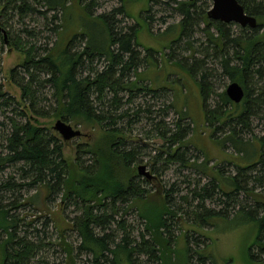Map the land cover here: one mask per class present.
Listing matches in <instances>:
<instances>
[{
  "label": "trees",
  "instance_id": "16d2710c",
  "mask_svg": "<svg viewBox=\"0 0 264 264\" xmlns=\"http://www.w3.org/2000/svg\"><path fill=\"white\" fill-rule=\"evenodd\" d=\"M79 1V7L84 14L86 13L88 19L99 20L105 25L103 33L105 37L102 38V41L94 42L86 34L78 36L76 34L64 43L66 45L61 50H58L61 43L60 37L64 31V18L65 16L67 18L68 13L70 14L71 3L69 0H0V14L3 16L7 9L15 11V15L21 18L28 14L45 16L44 11L36 10L32 4L42 5L45 11H58L61 14L59 18L57 14L52 16V19L58 18L59 20V23L51 30L54 32L56 40L49 49L45 50L42 57L33 54L35 47L30 45L26 49L20 39H11L6 32L10 41L9 46L25 55L21 67L27 79L24 76H18L16 70L9 72L8 77L21 91L19 101L6 95L0 85V116L3 117L4 111L15 106L17 108L11 111H15L17 117L24 120L18 122L9 119V117L6 118L5 121H9L10 128L6 129L7 134L0 135V171L11 167L16 174H19L23 182L15 183L10 175L9 179L0 185V189L11 193L14 190L23 189V187L35 188L42 185L48 188V194L45 196L46 201L52 195L60 192L61 201L76 199L83 211L75 226L81 238V251L93 256V264H140L139 260L133 261V254L142 255L147 258L146 262L151 261L152 264H181L177 261L179 252L175 249L176 243L170 235V228L167 225L168 220L174 214L170 201L167 199L168 193L158 197L160 201L157 206H146L139 211L135 207L137 216L143 220L145 233H148L149 237L148 240H145L141 234L140 243H137L135 247L131 246V242H127L126 236L116 244L111 239V235L100 236L92 232L93 227L104 231L107 226L104 217L94 212L97 207L105 208L104 211L107 210L105 203L109 204L112 213H116L117 204L131 203L135 200L158 201L155 198L156 194L151 195L133 181L135 175L131 174L129 164L132 162L138 164L134 157L135 153L132 150L126 151L120 148L127 137L119 128H114L117 121L129 118L131 115L127 110L122 113L118 112L117 107L123 100L118 97L120 92L126 93L127 104L137 98V93L141 90L157 97V91L154 88L142 87L147 85L144 78L140 76L141 71L138 70L140 67L152 68L156 65L157 58H155L156 51L152 48H144L145 54L143 57L140 56L136 26H128L124 31L118 29L120 22L117 21V16L127 17L122 5L125 0H119L120 6L113 8L109 14L97 16L91 13V8L94 7L93 0L85 5H83V1ZM162 1L171 4L172 9L180 16L177 24L178 37L176 36L175 40L169 42L166 49L173 50L177 43H183L185 49L189 50L191 54L192 63L186 66L177 60L173 61L172 53L166 55V58L169 64L174 63L175 67L185 71L186 75L195 81L204 110L205 126L213 127L211 138L222 127L225 126L227 129V133L221 136L223 138L217 140L224 147L225 144H230L234 148L233 152L237 156L232 164L236 167V175L227 178L218 169L209 171L205 168L204 170L201 166L203 162L197 163L194 159L191 161L183 159L185 150L181 151V149L194 147L195 144L189 142L191 137L189 140H184L187 130L183 128L181 131L179 125L181 121L189 119L190 134L192 133L193 125L186 114V106L184 103L177 104L180 101L178 100L179 95L178 97L175 95L168 106L178 116V122L173 128L175 132H171V134L167 130V132L161 131L159 134L165 143H169L166 150L162 152L166 155L164 161L167 165L178 164L180 168L194 167L200 175L211 178L199 190L194 189L190 192L193 198L199 200L200 204L197 205V208L202 209L203 213H195L198 227L206 226L207 220L212 218L227 217V214L221 210L214 212L211 209H204L203 202L206 200L224 205V210H233L235 215L244 213L257 223L258 238L253 259L261 260V256L264 258V199L260 194L253 193L245 185V181L248 180L253 186L264 184V176L255 174L251 176L246 173L247 171L251 174L254 173L257 166L264 169V137L256 138L254 141L253 134H249L250 139L243 140L240 132L242 130L249 131V121L252 117L258 116L264 105L262 90L258 89L256 90L258 94H254L247 87L248 83L252 81V76L264 83V72L262 71L264 64V4L262 1L257 2L258 0H237L243 6L246 14L256 19L257 26L253 29L242 28L239 34L234 35L228 28V24L208 20L207 10L196 6L201 1L202 7L203 5L206 7L210 0ZM155 2L159 3L157 0H149L145 12L147 15L143 18L147 27L152 20L150 5ZM211 27L217 33L213 32ZM172 28L173 26L167 27L164 32ZM245 29H249L251 32L246 34ZM199 32L204 36V43L203 46L195 47L192 45V40ZM195 55L199 57L196 58ZM94 60L100 61V63L104 62L105 67L102 71L98 72L96 69L90 68L91 64L95 62ZM215 61L219 69H208L207 64L215 63ZM164 67L167 65L164 64ZM83 70H86L88 74L84 76ZM130 74H133V80L129 79ZM217 78H226L230 81L229 83L235 82L242 87L244 96L238 104H234L228 99L224 92L225 87L219 92L216 91L214 87L216 80L214 79ZM167 84L168 82H165V85L155 87L163 92L162 96L169 94L168 90L164 88ZM32 85L51 88L50 96L55 101V108L50 114L53 120L59 119L64 123L72 122L76 125L94 123L103 127L104 135L94 142L92 147L84 149L85 153L93 158L94 168H70L66 160L63 159L59 139L48 129L31 124L29 116L32 115V112L42 118L49 116L46 114L47 112L35 109L37 91ZM211 98H214L213 107L208 105V100ZM103 106L108 108L105 113L101 109ZM139 111L132 113L136 121H138ZM143 111L147 113L143 112L144 116L145 114L148 116L146 117L148 120L155 110ZM114 114L116 115L114 116ZM131 122L128 120V124ZM0 125L4 126V123L0 122ZM240 128L241 130H239ZM254 144L258 148L257 152L254 150ZM245 146L252 148V155L256 154L250 162L244 159L247 155H244L245 152L241 147ZM194 149L196 148L194 147ZM145 183H147L146 179ZM199 184L200 181H197V185ZM216 195L219 196L216 197ZM239 195H244L252 203L239 201ZM181 200L186 202V196H182ZM9 212L4 207L0 208V230L8 238L0 242V264H27L31 259L30 254L33 248L27 241H13L15 236L11 229L15 227L16 221L9 217ZM118 224V229L122 230L123 223ZM184 239L186 240V258L183 264H191L187 233ZM12 243L15 244L14 248L9 247V244ZM194 244H196L195 241ZM62 245H65L67 251L68 264H75L70 254L71 246L64 242ZM205 247L207 246L205 245L199 251H194L198 256L197 264L212 263L211 256L204 251Z\"/></svg>",
  "mask_w": 264,
  "mask_h": 264
},
{
  "label": "rangeland",
  "instance_id": "374dc122",
  "mask_svg": "<svg viewBox=\"0 0 264 264\" xmlns=\"http://www.w3.org/2000/svg\"><path fill=\"white\" fill-rule=\"evenodd\" d=\"M81 1H83V5H85L88 4L90 0ZM157 1L159 3L155 2L150 5L152 20L150 21L149 27L143 22L144 16L147 15L145 12L147 11L149 0H125L122 5L127 17L117 16V21L120 22L118 24V26H120L118 29L124 31L128 26H136L137 43L140 45L138 51L141 57L145 54L144 48H152L156 51V65L147 69L145 67H140L138 70L141 71L140 76L144 78L147 85L142 87H149V89L154 88V90L157 91V97H154V94L152 95L149 92L141 90L137 93L138 97L127 104L126 93L120 92L118 97L123 100L121 105L117 107L118 112L122 113L127 110L129 115H131L129 118L117 121L114 128H119L122 133H124L125 137H127L126 141L122 144L123 146L120 148L126 151L132 150L135 153L134 157L138 164H136V162L129 164L132 171L131 174L135 175L133 181H135L139 187L151 193V195L156 194L155 198L158 201L155 202L151 199L146 202L135 200L131 203L128 202L129 204H117V209H115L116 213H112L110 211V206H108L109 204L105 203L107 205V210L104 211L103 209L105 208L97 207L94 209V212L104 217V220H106L105 225L107 224V226L104 231L93 227L92 232L100 236L105 234L108 236L111 235V239H113V242L116 244L126 236L127 242H131V246L135 247L137 243H140L141 234L145 237V240L149 239L148 233H145L143 220L141 217L137 216L136 208L139 211V209L145 208L146 206H157L160 201L158 197H162L168 193L167 199L170 201L169 203L171 204L170 206L174 214L168 220L167 225L170 228L169 233L176 243L175 249L179 252L177 259L179 263L183 264L186 258V240L184 237L187 233L191 264L198 263V256H196L194 251H199L205 245L207 247H205L204 251L212 258V263L209 264H264V261H261L264 259L262 256H259L261 260L253 259V255L256 253L255 244L258 238L257 223L249 219L248 215L244 213L235 215L233 210H224V205L206 200L203 202L204 209H211L214 212L221 210L224 214H227V219L220 217L212 218L211 220H207L205 223L206 226L198 227L196 225L195 213H203L202 209L197 208V205L200 204L199 200L193 198L190 192L194 189L199 190V188L206 185L211 178L200 175L194 167L180 168L178 164L170 163L167 165L164 161L166 155L162 152L166 150L169 143H165L159 137V134L161 131L167 132V130L170 131V133L175 132L173 128L176 122H178V116L174 110L168 106L171 104L172 98L175 95L177 97L179 95L180 98L178 97V100L180 101H178L177 104L184 103L186 106V114L188 118L191 119L193 125L192 133L190 134L191 123L189 119L181 121L179 125L181 131L183 128L187 130L184 140H189V137H191L189 142L195 144L194 147L196 148L185 147L184 149L183 147L181 149V151L185 150L183 152V159L190 161L194 159L197 163L203 162L201 166L204 170L205 168L209 171L218 169L221 171V174L227 178L236 175V167L232 164L237 156L235 152H233L234 148H232L230 144H225L224 147L217 140L223 138L221 136L227 133V129H225V126L222 127L221 130L216 132L211 138V130L213 127L209 126V129L205 126L204 110L201 105L195 81L189 78L185 71L175 67L174 63L169 64L166 58V55L172 53L174 56L173 61L177 60L186 66L192 63L191 54L189 50L187 51L185 49L183 43H177V46H175L173 50L166 49L169 42L175 40L176 36L179 34L177 24L180 16L172 9L173 6L171 4H167L162 0ZM259 1H262L264 4V0H258L257 2ZM93 2L94 7L91 8V13L94 16L109 14L113 8L120 6L119 0H93ZM69 3H71L70 14L68 13L67 18L66 16L64 18V31L60 37L62 44H59L58 50H61L64 45H66L64 43H66L71 36L76 34L77 36L79 34H86L87 37L94 42L99 40L102 41V38L105 37L103 36L105 25L99 20L88 19L86 13L84 14L79 7V0H69ZM201 4L200 1L196 6H201L200 8L208 11L211 1L206 7H204V5L202 7ZM32 5L36 10L44 11L45 16L28 14V16L21 18L15 15V11L11 9H7L4 16L0 14V85H2L3 92L15 98L16 101H19L21 91L14 85L8 75L11 70H16L18 76H24L27 79L21 67L25 55L19 51H15L13 47L9 46L10 41L6 36V32L11 39H20L26 49L29 48L30 45L35 47L33 49V54L42 57L46 52L45 50L49 49L56 40L55 34L51 30L59 23L58 18L61 16L58 11L49 12L45 11L42 5ZM53 14H57L58 18L52 19ZM171 26H173L172 29L164 32L167 27ZM201 26L203 25L201 24ZM227 26L234 35L239 34L242 29L237 24H228ZM2 27L5 29L3 30ZM211 28L212 31L215 32V29L213 27ZM1 30L3 33H1ZM245 30L246 34L251 32L249 29ZM203 43L204 36L199 32L192 40V45L199 47L201 45L203 46ZM195 57L198 58L199 56L195 55ZM94 61L95 62L91 64L90 68H94L98 72L102 71L105 67L104 62L100 63V61ZM164 64H166L167 67H164ZM262 66V71L264 72V64ZM207 68L219 69L216 61L212 64L208 63ZM138 70L137 72H139ZM82 74L85 76L88 73L86 70H83ZM133 78V74H130L129 79L133 80ZM251 79L252 81L248 83L247 87L251 89L254 94H258V91H256L258 89L262 90L264 93L263 81H258V78L255 76H252ZM214 80H216L214 87L217 92L223 90L224 87L226 88V85L230 82L226 78H217ZM165 82H168V84L164 88L168 90L170 95L167 94L162 96L163 94L161 93L163 92L155 87L163 86ZM32 86L37 91V101L34 105L35 109L47 112L46 114L49 116L42 118L32 112V115L29 116L31 124L48 129L51 134L59 139L62 147L63 159L66 160L70 168H94L93 158L85 153L84 149L86 147H92L94 142L104 135L103 127L94 123L90 125H76L72 122H66V124H70L74 130H78L81 136L72 138L68 142L62 141L61 136L53 130L56 121L50 117V114L55 108V101L50 96L51 88L48 86H45V88L36 87L35 85ZM213 104L214 98L209 99L208 105L213 107ZM16 108L15 106L11 107L3 112L5 113L3 117L0 116V122L4 123V126L0 125V135L7 134L6 129L10 128L9 121H5L6 118L9 117V119L11 118L18 122L24 121L23 118L17 117L15 111H11ZM101 109H103L104 113L108 111V108L105 106H103V108L101 107ZM147 109L151 111L155 110L154 114L149 116L148 120L146 119V117H148L146 116L147 113L143 111ZM137 110H140V113L137 115L138 121H136L134 119L135 116L132 115V113ZM143 112L146 113L145 116ZM115 115L116 114H114V116ZM127 119L132 122L128 124ZM248 128L249 131L242 130L240 132L243 140L250 139V135L252 134L255 137V139H253L254 141L256 138L264 137V105L261 107L258 116L252 117L249 121ZM239 130H241V128ZM237 148H239V146H237ZM241 148L245 152L244 155H247L244 159L248 162L252 161L256 155H252V148L249 146ZM254 148L257 152L258 148L255 144ZM138 166H145V171L148 172L151 178L146 179L145 176H139L136 169ZM246 173L251 176H254V174L264 176V169H260L259 166H257L254 173L251 174L248 171ZM10 175L15 183L18 184L23 182L19 174H16L11 167H7L3 171H0V185L6 182ZM145 179L147 183L144 184ZM197 181H200L199 185H197ZM245 182V185L250 188L253 193L260 194L261 198L264 199V184H256L253 186L248 180ZM47 194L48 188L42 185L35 188L23 187V189L14 190V192L11 193H6L4 189H0V208L4 207L8 209L10 211L9 217L16 221L15 227L11 229L12 234L15 236V240L13 241H27L33 248L30 254L31 259L27 264H68L67 251L65 245H62V242L71 246L70 254L75 264H93V256L81 251V238L75 227L76 222L79 221L83 212L80 204L74 198L61 201V192L52 195L51 198L46 201L45 196H47ZM182 196H186V202L181 200ZM218 196L216 195V197ZM239 201L248 202V204L252 203V201L249 202L244 195H239ZM122 223L124 228L120 230L117 224L121 225ZM5 239H8L7 235L0 230V242L5 241ZM194 241L196 244H194ZM14 245V243L9 244V247L14 248ZM109 258L110 256L108 255V259ZM132 259L133 261L139 260L140 264H152L150 263L151 261L146 262L147 258L142 257V255L133 254Z\"/></svg>",
  "mask_w": 264,
  "mask_h": 264
},
{
  "label": "water",
  "instance_id": "95a60500",
  "mask_svg": "<svg viewBox=\"0 0 264 264\" xmlns=\"http://www.w3.org/2000/svg\"><path fill=\"white\" fill-rule=\"evenodd\" d=\"M206 17L208 20L219 21L220 23L237 24L241 28L249 27L253 29L257 25L256 19L246 14L243 6L237 0H211ZM224 92L234 104H238L244 96L242 87L235 82L227 84ZM54 124L53 130L65 142L81 136L78 130H74L70 124L68 125L59 119ZM136 169L139 176H145L146 179L151 178L148 172L145 171V166H138Z\"/></svg>",
  "mask_w": 264,
  "mask_h": 264
},
{
  "label": "flooded vegetation",
  "instance_id": "af4514ba",
  "mask_svg": "<svg viewBox=\"0 0 264 264\" xmlns=\"http://www.w3.org/2000/svg\"><path fill=\"white\" fill-rule=\"evenodd\" d=\"M190 1H192V0H190ZM211 1V0H210ZM257 26V25H256ZM247 28V27H246Z\"/></svg>",
  "mask_w": 264,
  "mask_h": 264
}]
</instances>
